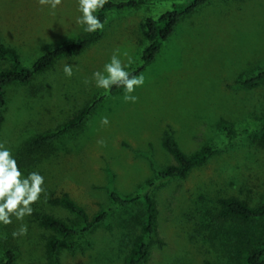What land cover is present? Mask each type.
<instances>
[{
    "label": "rangeland",
    "instance_id": "1",
    "mask_svg": "<svg viewBox=\"0 0 264 264\" xmlns=\"http://www.w3.org/2000/svg\"><path fill=\"white\" fill-rule=\"evenodd\" d=\"M147 1L145 7L107 13L101 38L81 55L60 58L29 84L6 89L0 143L25 175L36 171L44 177L45 192L23 221L13 216L11 224L0 222V264L6 252L13 253L12 264H50L45 246L51 232L40 218H72L49 203L53 195L68 193L94 214L111 207V191L121 197L142 193L158 170L174 164L162 146L166 129L184 154L205 146L213 153L186 178L152 190L157 220L145 264H246L249 250L264 241V219L244 222L218 214L221 198L235 197L252 208L264 203V144L242 134L264 128V81L238 85L264 70V0H209L182 18L154 62L138 74L145 83L133 93L137 102H125L124 88L111 94L96 86L92 74L103 71L117 50L125 64L132 58L127 71L138 69L148 45L144 20L187 0ZM78 8V0H62L55 10L38 0H0V42L29 67L54 47L84 37ZM66 63L73 66L71 77L63 72ZM9 66L0 60V71ZM95 102L79 129L59 136L47 150L28 147ZM221 122L233 136L221 130ZM143 217L139 201L115 209L88 234L60 237L56 264H125ZM22 223L27 234L14 238Z\"/></svg>",
    "mask_w": 264,
    "mask_h": 264
},
{
    "label": "trees",
    "instance_id": "2",
    "mask_svg": "<svg viewBox=\"0 0 264 264\" xmlns=\"http://www.w3.org/2000/svg\"><path fill=\"white\" fill-rule=\"evenodd\" d=\"M208 2L209 0H187L183 3H174L169 10L160 14L158 17L146 18L141 27L142 34L148 42V45L142 51L141 66L130 73L138 75L144 68L152 64L164 43L174 35L182 18L189 16L196 9L204 6ZM148 4L149 2L147 0L119 2L108 0V3L102 9H98L95 15L104 23L106 14L109 12L134 10L145 7ZM100 38V31L93 33L87 32L78 42L59 45L45 52L29 67L22 64L19 54L15 49L7 47L0 42V60L10 63L9 68L0 71V128L4 120L2 112L6 106V89L9 86L29 84L37 75L51 69L58 59L68 56H79ZM263 81L264 70L258 72L253 77L239 82L238 85L255 87ZM122 88L124 87L113 86L109 91L113 94ZM96 106L97 102L84 108L72 119L61 125L55 132L49 135L35 137L28 143V147L34 150L49 149L53 141L59 136L79 129ZM219 126L228 136L234 135V130L228 124L221 122ZM242 134L249 138L259 140L264 144V128L253 132L242 131ZM162 146L172 156L174 164L158 170L156 173V181L148 180L145 183V189L142 193L121 197L111 191L109 193L111 207L107 209L89 214L82 206L74 202L68 193L52 196L49 203L52 206L63 208L72 218L62 220L47 214L42 215L40 218L41 227L51 232L45 246L46 258L50 264H56V255L61 245L60 237L67 239L88 234L104 225L115 209L127 208L135 205L139 201L144 206V217L140 234L134 239L125 257V264H145L147 262L149 258V247L154 241L157 220L156 206L151 195L152 190L158 184L169 180L186 178L192 169L204 164L213 153L211 147L205 146L190 155L184 154L174 140L173 133L170 129H166L163 132ZM218 205V214L221 218H235L244 222H254L264 219V203L252 208L235 197H227L219 199ZM12 262L13 253L6 252L4 262L1 264H12ZM246 264H264V241L257 247L249 250Z\"/></svg>",
    "mask_w": 264,
    "mask_h": 264
},
{
    "label": "clouds",
    "instance_id": "3",
    "mask_svg": "<svg viewBox=\"0 0 264 264\" xmlns=\"http://www.w3.org/2000/svg\"><path fill=\"white\" fill-rule=\"evenodd\" d=\"M107 3L108 0H78V10L82 15L77 18L76 23L83 25L84 31L88 33L102 31L105 25L95 13ZM38 4L55 10L62 4V0H38ZM117 52H114L110 62L104 65L103 71H95L91 79L95 81L97 87L106 91L113 86H123L125 89L124 101L135 103L138 97L133 93L138 87L144 85L145 77L143 74L134 75L127 71L128 65L133 62L132 58L128 57L127 64H125ZM124 55L127 56V53ZM63 72L66 77H71L73 66L66 63ZM84 83L88 84L90 81L86 79ZM100 123L106 126L109 124V120L107 117H103ZM104 143L103 140L98 141V144L103 145ZM43 185L44 177L41 174L33 171L25 175L20 170L11 150L0 143V222L8 225L12 223L13 216L18 221H23L26 216H30L33 213L32 205L38 202L40 196L45 192ZM27 231V225L22 223L17 230L12 232V236L14 238L25 236Z\"/></svg>",
    "mask_w": 264,
    "mask_h": 264
}]
</instances>
